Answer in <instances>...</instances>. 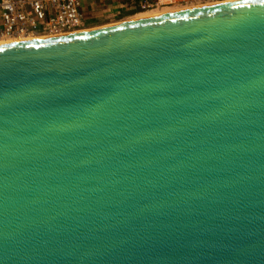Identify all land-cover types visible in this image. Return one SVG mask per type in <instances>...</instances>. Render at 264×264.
Segmentation results:
<instances>
[{
  "label": "water",
  "instance_id": "95a60500",
  "mask_svg": "<svg viewBox=\"0 0 264 264\" xmlns=\"http://www.w3.org/2000/svg\"><path fill=\"white\" fill-rule=\"evenodd\" d=\"M0 264H264V0L0 44Z\"/></svg>",
  "mask_w": 264,
  "mask_h": 264
},
{
  "label": "built area",
  "instance_id": "2783aa9c",
  "mask_svg": "<svg viewBox=\"0 0 264 264\" xmlns=\"http://www.w3.org/2000/svg\"><path fill=\"white\" fill-rule=\"evenodd\" d=\"M217 1L222 0H0V37L58 35L94 27L90 21L101 13L131 17Z\"/></svg>",
  "mask_w": 264,
  "mask_h": 264
},
{
  "label": "rangeland",
  "instance_id": "374dc122",
  "mask_svg": "<svg viewBox=\"0 0 264 264\" xmlns=\"http://www.w3.org/2000/svg\"><path fill=\"white\" fill-rule=\"evenodd\" d=\"M100 14V13H99ZM123 15L121 16H108L107 13H101L100 15L96 16L94 19L90 21L91 26H100V25H105L109 23H114L118 22L121 20H127V19H133V18H142L141 14L134 15L131 17H125Z\"/></svg>",
  "mask_w": 264,
  "mask_h": 264
},
{
  "label": "bare ground",
  "instance_id": "6f19581e",
  "mask_svg": "<svg viewBox=\"0 0 264 264\" xmlns=\"http://www.w3.org/2000/svg\"><path fill=\"white\" fill-rule=\"evenodd\" d=\"M174 10H178V9H171L169 11H174ZM169 11H145V12H141L139 14H141L142 17H146V16H152V15H156V14H161V13H165V12H169ZM138 15V14H137ZM28 38H32V37H15V38H9V37H0V44H5V43H10V42H15V41H20V40H24V39H28Z\"/></svg>",
  "mask_w": 264,
  "mask_h": 264
}]
</instances>
